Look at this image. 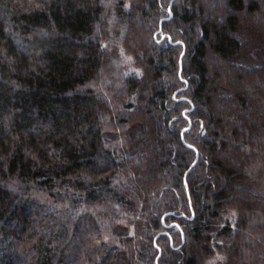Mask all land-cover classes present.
<instances>
[{
	"label": "trees",
	"instance_id": "1",
	"mask_svg": "<svg viewBox=\"0 0 264 264\" xmlns=\"http://www.w3.org/2000/svg\"><path fill=\"white\" fill-rule=\"evenodd\" d=\"M0 264H264V0H0Z\"/></svg>",
	"mask_w": 264,
	"mask_h": 264
},
{
	"label": "rangeland",
	"instance_id": "2",
	"mask_svg": "<svg viewBox=\"0 0 264 264\" xmlns=\"http://www.w3.org/2000/svg\"><path fill=\"white\" fill-rule=\"evenodd\" d=\"M215 262H217V258H215L211 263H215Z\"/></svg>",
	"mask_w": 264,
	"mask_h": 264
}]
</instances>
